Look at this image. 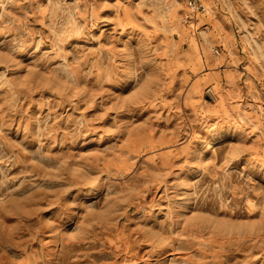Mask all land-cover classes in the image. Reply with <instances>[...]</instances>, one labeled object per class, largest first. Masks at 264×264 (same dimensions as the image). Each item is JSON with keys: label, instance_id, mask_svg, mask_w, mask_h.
Here are the masks:
<instances>
[{"label": "rangeland", "instance_id": "1", "mask_svg": "<svg viewBox=\"0 0 264 264\" xmlns=\"http://www.w3.org/2000/svg\"><path fill=\"white\" fill-rule=\"evenodd\" d=\"M202 2L0 0V264H264V0Z\"/></svg>", "mask_w": 264, "mask_h": 264}, {"label": "built area", "instance_id": "2", "mask_svg": "<svg viewBox=\"0 0 264 264\" xmlns=\"http://www.w3.org/2000/svg\"><path fill=\"white\" fill-rule=\"evenodd\" d=\"M189 12L183 17L184 22L188 24L195 23V19L197 18L195 15L197 13H207V8L203 4L202 0H184ZM215 52H218L217 50ZM208 94L212 92L211 88H207Z\"/></svg>", "mask_w": 264, "mask_h": 264}, {"label": "bare ground", "instance_id": "3", "mask_svg": "<svg viewBox=\"0 0 264 264\" xmlns=\"http://www.w3.org/2000/svg\"><path fill=\"white\" fill-rule=\"evenodd\" d=\"M156 196V195H155ZM152 197V196H151ZM67 227V226H66ZM63 229V228H62ZM144 256V255H143Z\"/></svg>", "mask_w": 264, "mask_h": 264}]
</instances>
